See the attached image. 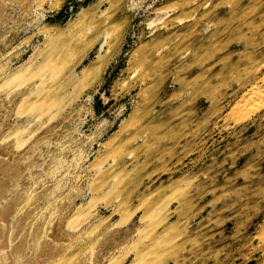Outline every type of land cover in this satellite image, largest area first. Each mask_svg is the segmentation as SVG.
Here are the masks:
<instances>
[{
  "label": "rangeland",
  "instance_id": "374dc122",
  "mask_svg": "<svg viewBox=\"0 0 264 264\" xmlns=\"http://www.w3.org/2000/svg\"><path fill=\"white\" fill-rule=\"evenodd\" d=\"M0 167L21 264H264V0H0Z\"/></svg>",
  "mask_w": 264,
  "mask_h": 264
},
{
  "label": "bare ground",
  "instance_id": "6f19581e",
  "mask_svg": "<svg viewBox=\"0 0 264 264\" xmlns=\"http://www.w3.org/2000/svg\"><path fill=\"white\" fill-rule=\"evenodd\" d=\"M102 44V43H101ZM100 44V45H101ZM101 47V46H100ZM49 69V68H48ZM45 71V70H44ZM52 71V70H51ZM34 76V75H33ZM42 80V79H41ZM45 84V83H44ZM34 87V86H33ZM0 169H1V167H0ZM3 169V168H2ZM5 169H3V171H4ZM6 171V170H5ZM9 171V170H8ZM15 171V170H14ZM0 172H2V170L0 171ZM6 173V172H5ZM0 174H2V173H0ZM1 179H2V177H1ZM1 181V180H0ZM38 181V180H37ZM0 187H1V184H0ZM3 187V186H2ZM1 187V188H2ZM1 192V191H0ZM40 194V193H39ZM39 198V197H38ZM37 198V199H38ZM15 204V203H14ZM35 206V205H34ZM19 207H20V205H19ZM37 208V207H36ZM17 211V210H16ZM34 211H36V209L34 210ZM13 213V212H12ZM28 213H30L29 211H28ZM9 214V213H8ZM7 214V215H8ZM11 214V213H10ZM9 214V215H10ZM14 214H15V212H14ZM34 214H36V213H34ZM33 214V215H34ZM37 216H38V214H37ZM4 218V217H3ZM21 219H22V217H20ZM4 223V222H3ZM49 223V222H48ZM10 224V223H9ZM11 225V224H10ZM5 227H6V223H5ZM5 227H2V228H5ZM11 229V228H10ZM11 231V230H10ZM10 231H9V233L7 234V239H5V238H3V237H1L2 235H1V232H3V230L1 231L0 230V243H3L4 244V248H3V251H2V256H1V258L4 260V262H5V264H7V263H9V264H21L22 262H24V261H28V260H30L29 258H30V255H28L27 254V251L28 250H26L25 249V247L22 245V244H24L26 241H27V239L30 237L31 238V236H32V233H30V236L27 238L26 236H28L27 235V233L26 234H24V236L22 235V232L20 231V230H18L17 232H15L14 234H13V236H11V233H10ZM29 231H33V228H31ZM35 235H33V237H34ZM34 239H35V237H34ZM31 242H32V240H31ZM19 251H21L22 252V254H23V257L22 258H20V257H17L18 255V252ZM19 254H20V252H19ZM53 254H55V253H53ZM52 254V255H53ZM92 254V253H91ZM60 255V254H59ZM35 257V256H34ZM51 257V256H50ZM54 256H52L51 258H53ZM55 257H57V256H55ZM18 258H20L19 260H18ZM47 258H49V257H47ZM50 258V259H51ZM42 259H44V258H39V259H37L36 260V258L34 259V260H36V261H40V262H43L42 261ZM46 259V258H45ZM50 259H49V261H50ZM20 261V262H19ZM38 261V262H39ZM54 261V260H53ZM34 262V261H33ZM31 263V262H30ZM29 263V264H30ZM56 263V262H55ZM89 263V262H88ZM32 264H36V263H32ZM38 264H40V263H38ZM42 264V263H41ZM54 264V263H53Z\"/></svg>",
  "mask_w": 264,
  "mask_h": 264
}]
</instances>
